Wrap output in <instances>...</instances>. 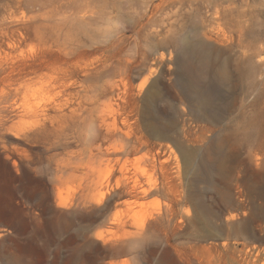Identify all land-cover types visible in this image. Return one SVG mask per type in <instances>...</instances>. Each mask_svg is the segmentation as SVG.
<instances>
[{
    "label": "rangeland",
    "instance_id": "374dc122",
    "mask_svg": "<svg viewBox=\"0 0 264 264\" xmlns=\"http://www.w3.org/2000/svg\"><path fill=\"white\" fill-rule=\"evenodd\" d=\"M258 59L264 0H0V264H264Z\"/></svg>",
    "mask_w": 264,
    "mask_h": 264
},
{
    "label": "bare ground",
    "instance_id": "6f19581e",
    "mask_svg": "<svg viewBox=\"0 0 264 264\" xmlns=\"http://www.w3.org/2000/svg\"><path fill=\"white\" fill-rule=\"evenodd\" d=\"M217 7V6H216ZM215 9H218V8H215ZM215 13V12H214ZM217 13V12H216ZM216 15V14H215ZM217 15H219V13H217ZM221 16V15H220ZM218 25V24H217ZM221 25V24H220ZM219 27H221V26H219ZM243 27V26H242ZM240 28L241 29V31H239V33H240V35H239V37H238V39H236L235 37L233 38L232 36H224L223 38H220L219 36H216L215 38H214V40L217 42H220L221 43V45L223 46V47H226V48H233L235 45H237L238 47H240L241 49H243L244 50V45H242V41H244V40H242V29L243 28ZM214 28V27H213ZM231 28V27H230ZM204 29V28H203ZM217 30V29H216ZM220 30V29H219ZM219 30H218V33H219ZM213 31V30H212ZM234 31V30H233ZM213 32H215V31H213ZM212 37V36H211ZM242 37V38H241ZM242 40V41H241ZM202 48L203 49V51L205 50L206 52H207V50H211L212 49V46L211 45H202L201 43H200V45L198 44V48ZM249 49V48H248ZM212 51H214V52H216L217 50H212ZM210 52V51H209ZM204 53V52H203ZM261 53V51L258 53V54H256V53H254L255 55H246L245 56V50H244V52L242 51V54H240V56L238 57V59L237 60H235V62H234V64H235V69L233 70H231V71H228V76H226V77H223V75H222V77H221V79H223V80H230V79H233V76H238V78L239 79H245V72L243 71V69H242V64H243V61L245 60V58H248V59H250V60H253L255 57H257V56H259V55H261L260 54ZM256 59V58H255ZM255 61V60H254ZM258 61V63L260 64V66L263 68V66H264V59H258L257 60ZM226 63V62H225ZM231 63V62H230ZM233 63V62H232ZM231 63V64H232ZM24 65V64H23ZM32 65H30V67H31ZM225 66V65H224ZM256 66V65H255ZM33 67V66H32ZM34 68V67H33ZM204 68V67H203ZM225 68V67H224ZM227 68H229V65L227 64ZM257 69V68H256ZM259 71V70H258ZM253 72V71H252ZM253 74V73H252ZM8 79V78H7ZM252 88H254V86L252 87ZM256 89V88H255ZM216 90L217 91H222V90H227V92H231V91H234L235 90V88L234 87H228V88H222V87H219V88H216ZM15 111V110H14ZM17 112H15V114H16ZM12 116V115H11ZM7 121V120H6Z\"/></svg>",
    "mask_w": 264,
    "mask_h": 264
}]
</instances>
